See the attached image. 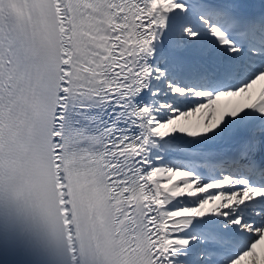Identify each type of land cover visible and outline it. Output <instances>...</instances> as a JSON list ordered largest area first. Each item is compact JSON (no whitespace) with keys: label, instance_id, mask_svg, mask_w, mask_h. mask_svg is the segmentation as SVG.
Segmentation results:
<instances>
[{"label":"snow or ice","instance_id":"snow-or-ice-1","mask_svg":"<svg viewBox=\"0 0 264 264\" xmlns=\"http://www.w3.org/2000/svg\"><path fill=\"white\" fill-rule=\"evenodd\" d=\"M0 264H264V0H0Z\"/></svg>","mask_w":264,"mask_h":264}]
</instances>
